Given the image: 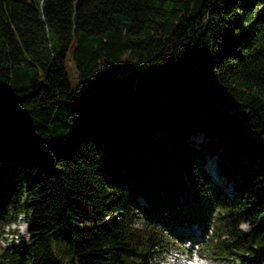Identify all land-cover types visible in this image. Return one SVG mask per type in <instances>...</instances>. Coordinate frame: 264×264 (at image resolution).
Masks as SVG:
<instances>
[{"label": "trees", "instance_id": "16d2710c", "mask_svg": "<svg viewBox=\"0 0 264 264\" xmlns=\"http://www.w3.org/2000/svg\"><path fill=\"white\" fill-rule=\"evenodd\" d=\"M0 210V264H148L178 219L264 264V0H0Z\"/></svg>", "mask_w": 264, "mask_h": 264}, {"label": "rangeland", "instance_id": "374dc122", "mask_svg": "<svg viewBox=\"0 0 264 264\" xmlns=\"http://www.w3.org/2000/svg\"><path fill=\"white\" fill-rule=\"evenodd\" d=\"M199 137L198 133L190 135V138L193 140H197ZM204 170L208 174L212 184L214 185V190L218 191L220 197H224V195H230L234 193V181L233 179H226L222 176H219L216 172V167L214 163V156L206 155L204 160ZM208 167V168H207ZM34 167L29 165L24 168L18 167L15 172V176H21L23 169H28V171L32 170ZM23 179V178H22ZM200 199L197 201L199 202ZM139 205H144L145 202L143 199H138ZM188 200H181L176 208L177 215L180 217L181 214H186L195 217L196 215L192 213V211L188 210ZM192 205V204H191ZM194 205V203H193ZM175 208V210H176ZM2 210H0V217L2 216ZM18 219V215L11 222L2 224L0 226V239H6V229L12 223L16 222ZM137 222L140 221L138 217ZM244 227V225H242ZM200 225L198 223H189L187 220L178 219L173 224L166 226L162 235L164 238V242L160 248H156V252L148 261V264H183L186 255H190L189 257L193 261L195 258L196 262L199 264V261L206 260L208 264H232L231 261L227 258H221L220 256H214L209 251L204 250L199 245V235H200ZM20 239H24V236L21 235ZM15 244V242H11L8 244ZM7 246V247H8ZM5 248V246L0 245V249Z\"/></svg>", "mask_w": 264, "mask_h": 264}, {"label": "clouds", "instance_id": "9594fccd", "mask_svg": "<svg viewBox=\"0 0 264 264\" xmlns=\"http://www.w3.org/2000/svg\"><path fill=\"white\" fill-rule=\"evenodd\" d=\"M23 216L24 213H20L17 221L8 226L6 229V239H0V245L7 247L8 244L13 241L18 244L20 243L21 235L24 236L26 241L30 239L28 222L24 220ZM199 264H208V262L206 260H201L199 261Z\"/></svg>", "mask_w": 264, "mask_h": 264}, {"label": "bare ground", "instance_id": "6f19581e", "mask_svg": "<svg viewBox=\"0 0 264 264\" xmlns=\"http://www.w3.org/2000/svg\"><path fill=\"white\" fill-rule=\"evenodd\" d=\"M208 168V167H207ZM194 264V263H193ZM196 264V263H195ZM198 264V263H197Z\"/></svg>", "mask_w": 264, "mask_h": 264}]
</instances>
